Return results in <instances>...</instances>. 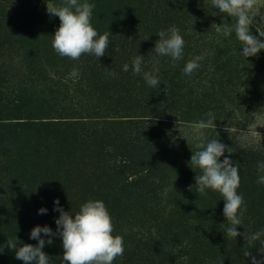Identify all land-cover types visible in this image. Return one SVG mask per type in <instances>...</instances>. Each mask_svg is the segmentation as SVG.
<instances>
[{
  "label": "rangeland",
  "instance_id": "obj_1",
  "mask_svg": "<svg viewBox=\"0 0 264 264\" xmlns=\"http://www.w3.org/2000/svg\"><path fill=\"white\" fill-rule=\"evenodd\" d=\"M87 2L95 5L93 27L112 34L110 45L103 57L73 61L52 47L59 18L46 3L61 0H0V264H23L6 247L8 239L35 245L29 235L34 226L56 231L54 199L71 215L88 200L105 203L113 234L124 238V254L113 264H251L243 250L255 242L227 236L231 225L217 221L215 192L197 193L200 170L190 169L196 150L188 146L191 125L209 111L216 127L230 126L229 141L264 146V104L257 102L254 112L244 107L242 114L226 105L221 115L215 103L223 74L215 51L228 48L247 90L262 95L264 50L255 57L238 54L243 49L235 33L219 36L214 26L235 18L219 13L211 0ZM254 19L264 26V8ZM173 25L185 41L176 62L153 49L156 34ZM137 54L144 56L139 75L131 70ZM197 55L204 56L200 67L185 75V63ZM156 61L161 85L152 89L143 72ZM74 68L78 77L70 75ZM234 151L228 150L229 158L238 162L241 153ZM123 161L126 168L118 169ZM41 207L46 214H38ZM43 251L52 264H64L58 236Z\"/></svg>",
  "mask_w": 264,
  "mask_h": 264
},
{
  "label": "clouds",
  "instance_id": "obj_2",
  "mask_svg": "<svg viewBox=\"0 0 264 264\" xmlns=\"http://www.w3.org/2000/svg\"><path fill=\"white\" fill-rule=\"evenodd\" d=\"M211 5L219 13L235 18L234 24L214 23V26L219 36L228 37L235 33L243 49L238 54L245 58L255 57L264 50V32L254 35L251 31L255 24L254 17L260 15V9L264 8L260 0H211ZM94 7L87 0H61L59 5L46 3L47 12L59 18V27L52 36V47L59 56L73 61L79 60L83 55H93L97 59L105 56L112 34L108 30L99 34L93 27L91 21ZM156 36L158 39L153 49L158 56L170 57L173 62L183 58L185 41L178 27L173 25L167 30H160ZM147 39L149 37L145 40ZM203 59V55H197L188 60L183 69L184 74L192 75ZM143 61L144 56L140 54L133 58V74H141ZM157 64L158 61L154 62L152 71L143 72V79L152 89L161 85ZM123 71H129L128 64L123 66ZM109 74L115 76V72L110 71ZM70 75L78 77V69L74 68ZM206 116V120L201 119L191 125L196 149L191 152V169L200 170V174L194 177L197 193L206 195V190H212L220 194L224 201L223 216L231 225L226 229L227 236L236 239L243 235L245 240H260L264 236V230L251 235L237 231V227L242 224L243 211H246L244 199L237 192L240 186L239 168L229 158L231 153L226 151L228 146L207 135V130L216 129V117L212 111L207 112ZM225 152L229 156H225ZM222 156L224 159L221 162ZM258 168L264 171V163H260ZM257 182L264 184V176H260ZM167 193L168 189H165L164 194ZM53 204V210L59 212L55 219L56 231L47 225L34 226L29 235L30 239L37 241L35 245L23 243L17 236L15 240L8 239L6 247L15 250V259L23 261V264H52L51 257L43 249L46 245H51L53 238L57 236L62 241L64 264H113L118 257L123 256L124 238L113 234L112 217L103 201L88 200L81 204L74 215L70 211H64L58 199H54ZM46 212L47 209L43 207L38 209V214ZM41 234L47 239L42 238ZM3 251L4 246H0V254ZM244 256L251 264H264V259L258 260L250 251H246Z\"/></svg>",
  "mask_w": 264,
  "mask_h": 264
},
{
  "label": "trees",
  "instance_id": "obj_3",
  "mask_svg": "<svg viewBox=\"0 0 264 264\" xmlns=\"http://www.w3.org/2000/svg\"><path fill=\"white\" fill-rule=\"evenodd\" d=\"M263 27L264 26L261 22L255 20L253 28H255L258 32H263ZM239 49L240 48H237V50ZM228 52V48L225 47H221V49H217L215 51L217 61L220 63L218 70H221L220 72L223 73L221 76V83L218 84L217 92L215 93V95L218 97L216 98L217 100L215 102L217 109L220 111L221 115L227 111L226 105L231 106L232 109H235L238 114L243 113L242 110L244 107L249 108V112H254L257 107V102L259 103L258 107L261 104H264V92L262 95H260V93L257 94V92L254 90H247L246 79H242L245 74L244 72L239 73L236 68L232 67L234 62L233 59L227 57ZM216 58H214V61H216ZM209 90L213 91V88H209ZM257 99H259V101H257ZM249 101L254 103V106H251ZM230 129V126L219 125L216 127L215 133L209 134V136L219 139L221 143L228 146L226 151L235 150L234 152L239 151L241 153H237L241 156L238 158V162L232 160L239 168L240 186L237 189V192L238 194L242 195L244 204L246 205V211H243L242 224L237 227V231L241 234L244 232L247 235H251L258 231L264 230V184L257 182L260 176H264V171H261L258 168L260 163H264V146L257 144V142H250L251 144L248 143V147L246 145L242 146L234 141L233 138L231 139L233 144H230L231 140L229 141L226 137L227 135H230ZM234 130L242 131L244 134L247 132L243 129L238 130V128H235ZM233 137L235 138V134H233ZM245 137L247 139L248 135H245ZM249 141L250 139L248 142ZM189 142L190 146H188V148L191 151L196 150L194 147L195 141L189 140ZM224 155L229 156L226 152ZM220 159L222 162L224 157L222 156ZM117 168H126L125 161L120 163ZM215 194L217 197V221L218 223H221L226 221V218L223 216L224 201L219 193L215 192ZM208 221V224H214V222ZM261 241H264V236H262L260 240L254 241L255 247L247 246L243 252L245 253L246 251H250L253 256L262 255L261 253H264V243ZM221 244H223V240L218 241V243L215 245L221 246ZM247 260L250 261L248 258Z\"/></svg>",
  "mask_w": 264,
  "mask_h": 264
}]
</instances>
